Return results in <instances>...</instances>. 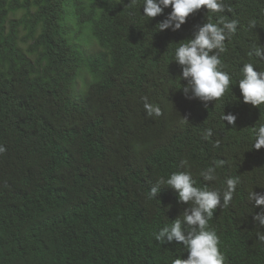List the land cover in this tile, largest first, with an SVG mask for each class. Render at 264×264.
I'll use <instances>...</instances> for the list:
<instances>
[{"label":"trees","instance_id":"trees-1","mask_svg":"<svg viewBox=\"0 0 264 264\" xmlns=\"http://www.w3.org/2000/svg\"><path fill=\"white\" fill-rule=\"evenodd\" d=\"M224 4V12L202 7L179 30L158 31L170 6L147 18L142 0H0V264L186 259L182 244H161L154 233L187 205L168 186L148 196L176 171L209 189L240 177L208 227L225 264H264V227L253 220L260 209L248 200L264 192V148H251L264 104L244 103L236 85L244 63L264 71L249 55L264 44V0ZM221 16L238 21L220 53L231 83L205 107L183 94L173 49ZM143 97L159 117L146 114ZM223 112L236 116L234 126ZM218 160L217 179L204 181L200 171Z\"/></svg>","mask_w":264,"mask_h":264},{"label":"clouds","instance_id":"clouds-1","mask_svg":"<svg viewBox=\"0 0 264 264\" xmlns=\"http://www.w3.org/2000/svg\"><path fill=\"white\" fill-rule=\"evenodd\" d=\"M141 6L142 16L147 18H154L162 14L165 8L171 7L168 15L157 23L158 31L179 30L186 18L202 7L210 13L225 11L224 0H142ZM237 27L238 21L235 19L221 16L213 23L209 17L208 22L194 26L191 38L178 42L173 49L174 61L181 67L180 78L186 81L182 87L186 98L199 99L207 107L206 102L216 101L224 96L229 89L231 76L223 70L220 53L226 51L224 42L236 33ZM250 27L254 28L255 23H250ZM88 47L92 49V45ZM249 55L264 61V44H256ZM254 69L256 67L252 62L244 63L237 74L236 85L244 103L259 107L264 104V71ZM142 99L149 117H159L162 114L157 104L149 103L147 97ZM221 120L234 126L236 116L231 113L225 115L223 112ZM183 121L187 122V119L183 118ZM210 135L211 130H208L206 137ZM252 135L251 148H264V122H259L252 128ZM5 151L0 145V154ZM186 163L187 161L181 160V165ZM224 163L223 160L215 161L213 165L202 169L200 176L204 181H215L216 169ZM239 183V176H230L225 178L223 189L198 187L191 172L176 171L166 178L161 177L150 188L149 199H156L160 187L168 186L176 192L178 202L187 205L176 219L154 233L155 239L161 244L175 241L187 251L186 259L176 257L171 260V264H225V256L218 247L219 237L215 230L208 227V221L212 218L214 209L229 205ZM248 200L253 208L260 209L253 220L264 227V192L252 190L248 193ZM258 239L264 242V234L258 233Z\"/></svg>","mask_w":264,"mask_h":264}]
</instances>
